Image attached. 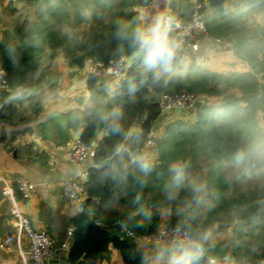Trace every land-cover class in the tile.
I'll list each match as a JSON object with an SVG mask.
<instances>
[{"label": "trees", "instance_id": "1", "mask_svg": "<svg viewBox=\"0 0 264 264\" xmlns=\"http://www.w3.org/2000/svg\"><path fill=\"white\" fill-rule=\"evenodd\" d=\"M150 1L31 0L34 16L13 28L12 40H0V68L8 84L0 91V121L18 119L23 99L40 110L29 74L38 65L42 44L52 56L60 47L75 67L128 57L134 49L117 37V27L126 24L131 31L141 25L135 8ZM195 1L202 3L200 14L209 33L229 41L249 70L225 74L203 69L188 63L178 48L171 71L156 81L149 75L141 84L142 59L132 60L111 93L90 89L97 77L87 76L90 105L59 115L67 128L79 130V138L94 147L93 165L82 183V212L73 218L69 264H96L108 256L109 243L125 264H146L145 249L119 234V223L137 236L154 233L161 223L183 225L189 233L215 225L214 234L229 233L230 261L224 264H264V130L256 119L257 110L264 108V22L254 19L255 14L264 17V0H233L209 10L204 0ZM168 8L171 17L184 24L194 2L170 0ZM64 25L74 29L70 35L59 32ZM81 25L85 29L77 30ZM179 90L221 95V100L208 102L204 97L194 106L195 121L177 119L164 127L155 144L157 159L140 157L163 112L160 94ZM134 125L138 128L131 131ZM117 127L120 130L114 131ZM238 154L243 157L239 162ZM177 162L201 170L203 189L193 204L180 205L173 197L183 191L173 182L171 164ZM204 262L201 255L193 264Z\"/></svg>", "mask_w": 264, "mask_h": 264}, {"label": "crops", "instance_id": "2", "mask_svg": "<svg viewBox=\"0 0 264 264\" xmlns=\"http://www.w3.org/2000/svg\"><path fill=\"white\" fill-rule=\"evenodd\" d=\"M169 1L151 0L147 5L136 7L141 25L151 24L166 10L170 12ZM231 1L233 0H224V6ZM204 5L207 6L206 0ZM35 9L31 0H0V40L5 38L12 40L13 28L32 18ZM254 19L259 23L264 22L262 14H255ZM251 21L249 18L248 22ZM83 28L85 29V25H81L77 30ZM73 30L64 25L59 32L70 35ZM181 54L188 63L214 72L227 74L232 71L249 70L248 64L234 54L231 43L229 47L213 42H201L191 50L181 49ZM1 64L0 57V67ZM0 72L4 74L1 68ZM87 76L85 67L68 64L60 47L56 48L52 56L48 45L42 44L38 65L29 74V79L34 85L32 96L40 104V110L31 109L25 102L26 99H23L20 108L17 109L18 119L13 123L0 121V173L12 188L19 209L28 218L30 226L45 230L52 239V264H69L67 257L73 235L67 239V230L73 225V218L82 212V206L67 198L62 190L63 181L74 177L80 168L67 161L62 146L76 133L79 134V130H74L71 126L67 128L60 116L73 109H83L84 106L90 105ZM101 81L106 85L108 93H111L116 80L111 76H105ZM230 90L236 94L240 93L237 88ZM79 96L84 98L79 100ZM204 99L217 103L221 100V95L206 96ZM195 114V107L189 110L163 111L151 131L150 138L157 140L164 127L174 120L195 121ZM256 119L264 130V108L257 110ZM137 128L138 126L134 125L131 131ZM103 134V131L99 132V136ZM140 157L157 159L155 146H144ZM92 165L93 160L87 159L82 166L88 168ZM19 176H24L34 183V189L28 199H23L16 189L15 180ZM10 206V199L0 192V264H27L28 242L19 220L11 215ZM166 216L167 212L163 211L162 219ZM163 225L164 223L160 224ZM125 228L132 229L119 223L117 228L119 234L125 235ZM9 235L13 236V240L4 245L3 241ZM228 237L227 232L216 233L211 241L227 240ZM133 240L145 249L146 264H151V260L167 245L145 244L138 239ZM224 259L228 262L230 257ZM96 264L125 263L120 251L109 243L108 256L97 260Z\"/></svg>", "mask_w": 264, "mask_h": 264}, {"label": "built area", "instance_id": "3", "mask_svg": "<svg viewBox=\"0 0 264 264\" xmlns=\"http://www.w3.org/2000/svg\"><path fill=\"white\" fill-rule=\"evenodd\" d=\"M194 2V10L188 22L182 24L176 20L173 30L174 39L179 44V49H193L201 42H213L230 47V42L219 37H215L207 30L204 20L200 14L202 3ZM164 16L171 17L169 10L163 12ZM172 18V17H171ZM128 57L122 56L118 60H109L107 62L91 61L86 63L85 70L87 75L92 74L100 82L103 77L111 76L114 80L125 77L130 66ZM0 89H8L2 72H0ZM203 95L186 90L176 92H163L160 94L158 104L161 111L179 109L189 110L196 105L197 100H202ZM156 140L149 138L146 145L155 146ZM62 148L67 161L76 167H80L74 177L67 178L63 181L62 190L64 195L82 206L84 200L82 183L87 177V167L82 165L87 159L94 157V147L84 143L79 136L68 140ZM16 189L23 199H28L34 189V183L24 176H19L15 180ZM0 192L3 196L8 197L11 201L10 213L19 220L20 227L23 229L28 242V260L27 264H52L51 258L53 253L52 239L45 230L34 229L30 226L29 220L22 214L19 206L13 196L12 188L8 181L0 173ZM178 226L167 227L159 226L154 233L137 236L132 229L125 228V235L131 239H138L145 244L159 245L168 244L176 234ZM74 226L70 225L67 230V239L72 237ZM185 232H188L184 228ZM13 240V236H7L3 244ZM65 248V247H64ZM224 258L205 257L204 264H224Z\"/></svg>", "mask_w": 264, "mask_h": 264}, {"label": "clouds", "instance_id": "4", "mask_svg": "<svg viewBox=\"0 0 264 264\" xmlns=\"http://www.w3.org/2000/svg\"><path fill=\"white\" fill-rule=\"evenodd\" d=\"M174 26L173 18L164 15L156 17L149 25H137L131 31L126 24L118 25L117 37L129 41L130 47L134 49L133 59H142L144 73L141 84L148 82L149 75L156 81L162 73L171 71L179 47L172 36ZM119 130L118 127L114 129ZM236 159L239 162L243 157L238 154ZM143 167L145 171L148 170L146 164ZM187 168L188 164L185 162H177L172 166L173 182L176 186L184 183ZM192 188L198 193L203 186L193 181ZM169 198H172L171 195ZM175 231V236L157 253L151 264H193L204 253V244L213 239L215 225L190 233L184 231L183 225H179Z\"/></svg>", "mask_w": 264, "mask_h": 264}, {"label": "water", "instance_id": "5", "mask_svg": "<svg viewBox=\"0 0 264 264\" xmlns=\"http://www.w3.org/2000/svg\"><path fill=\"white\" fill-rule=\"evenodd\" d=\"M207 6L206 10L209 8H221L224 6V0H206ZM127 60L129 62H132L133 60V52L128 56ZM106 85L100 81L96 82L90 89H96V88H105ZM84 97L79 96V100H82ZM78 101V100H77ZM79 102V101H78ZM202 100H197L196 105H201ZM178 111L179 109H174ZM79 134L76 133L74 135V138L78 137ZM204 253L202 254L205 257L210 258H226L230 255V245L228 244L227 240H217V241H210L204 244Z\"/></svg>", "mask_w": 264, "mask_h": 264}, {"label": "rangeland", "instance_id": "6", "mask_svg": "<svg viewBox=\"0 0 264 264\" xmlns=\"http://www.w3.org/2000/svg\"><path fill=\"white\" fill-rule=\"evenodd\" d=\"M174 164H176V163L171 164V169H172V166ZM200 171H198L197 169L195 170V169H191V168H188V170L186 171V173H185L186 179H185L184 183L182 185H180L183 188V191L180 193L177 192L178 194L177 195L174 194L175 196H173L178 200L180 205H182L184 203H189V204L194 203L195 198H196V196H198L199 192L197 194H196V192L194 193L193 188H192V182L195 181L198 185L203 184V180L200 179V177H199L200 173H201ZM172 176H174L173 172H172ZM229 261H230V259H229Z\"/></svg>", "mask_w": 264, "mask_h": 264}]
</instances>
